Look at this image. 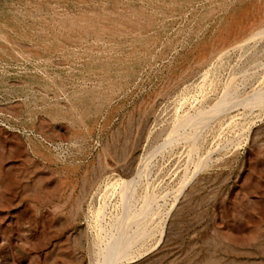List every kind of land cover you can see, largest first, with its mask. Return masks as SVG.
Returning <instances> with one entry per match:
<instances>
[{
	"label": "rangeland",
	"instance_id": "374dc122",
	"mask_svg": "<svg viewBox=\"0 0 264 264\" xmlns=\"http://www.w3.org/2000/svg\"><path fill=\"white\" fill-rule=\"evenodd\" d=\"M0 264H264V0H0Z\"/></svg>",
	"mask_w": 264,
	"mask_h": 264
}]
</instances>
